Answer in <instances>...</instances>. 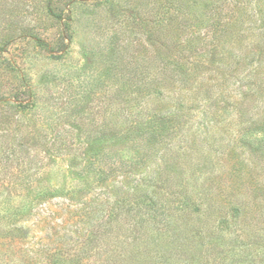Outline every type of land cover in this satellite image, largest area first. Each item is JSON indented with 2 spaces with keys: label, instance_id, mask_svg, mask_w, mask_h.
<instances>
[{
  "label": "rangeland",
  "instance_id": "obj_1",
  "mask_svg": "<svg viewBox=\"0 0 264 264\" xmlns=\"http://www.w3.org/2000/svg\"><path fill=\"white\" fill-rule=\"evenodd\" d=\"M52 2L56 17L48 0H0V47L12 39V83L34 102L0 101V192L55 189L15 220L22 261L44 263L117 204L142 222L129 250L143 262L264 264V0ZM27 142L24 171L2 162Z\"/></svg>",
  "mask_w": 264,
  "mask_h": 264
},
{
  "label": "trees",
  "instance_id": "obj_2",
  "mask_svg": "<svg viewBox=\"0 0 264 264\" xmlns=\"http://www.w3.org/2000/svg\"><path fill=\"white\" fill-rule=\"evenodd\" d=\"M52 1L48 0L47 7L51 15L56 17L57 15H55L51 8ZM35 40L38 45L44 46L47 49L48 45L38 38H35ZM11 42L12 39L4 42V45L0 47V54H6V49L4 48L5 46H9ZM47 51L50 50L47 49ZM0 64L2 66L0 69L1 75L11 79L6 87L0 84V101L6 102V104H9L8 101L15 102V106L22 110L33 108L34 102L32 101L30 90L24 82L21 80L17 83V86L12 83V78L19 73L18 66L6 55H4ZM61 137L62 135L58 134L59 140ZM62 142L60 140V146H66ZM25 144H19L18 147L21 150L19 149L18 151L14 150L12 146L7 147V149L5 148L3 157L1 158L2 162L11 165L15 163L19 171H24L21 168L24 165L32 164L34 158V156L30 157L28 154L31 148L30 144L28 142ZM15 176L19 178L18 174ZM20 179H18L17 183L16 181H8L3 186L2 192H0V198H3L2 202L8 204V207H3V210L0 209V264H26L22 259L26 257L24 245L28 243V231L15 220L29 212L30 209H33L34 204L38 200L50 198L55 190L47 186L38 187L34 192L27 193L25 196L23 195L21 201L19 200L17 204H14L15 198L19 197V195H11L7 191L9 186H16L17 184L20 187L21 184H25V181H23L25 179ZM5 191L6 195L4 194ZM139 203H143V207L150 210L151 213H155L158 209L160 210V208L162 209L165 206H159L156 201L147 196ZM118 206L115 204L109 209L97 210L98 213L102 214L97 217H94L93 212H89L92 219H89L87 224H92L94 221H97V223L92 226L90 225V228L87 227V229L89 228L88 233L81 239L76 236L77 239L75 241L69 239L70 243L63 246L65 249L61 245L53 249L47 247L44 250H40L44 258V263L42 262L41 264H150L146 259L143 262V257L139 256L137 252L129 250L133 244L142 239L140 231L142 222L140 224L137 222L134 224L122 222L121 215L117 211ZM151 218H153L152 214ZM72 232L75 233V231ZM128 238H131L130 242L127 241Z\"/></svg>",
  "mask_w": 264,
  "mask_h": 264
}]
</instances>
